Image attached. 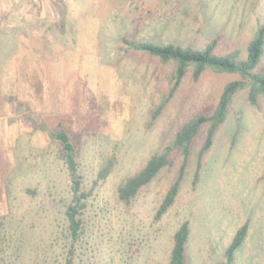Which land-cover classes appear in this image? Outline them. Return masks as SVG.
<instances>
[{"label":"rangeland","instance_id":"obj_1","mask_svg":"<svg viewBox=\"0 0 264 264\" xmlns=\"http://www.w3.org/2000/svg\"><path fill=\"white\" fill-rule=\"evenodd\" d=\"M263 19L264 0H0V264H168L184 220L186 264H216L246 220L233 264H264V98L250 104L247 88L234 95L193 185L208 124L197 132L178 195L161 218L155 213L181 153L129 204L117 195L186 119L211 113L236 77L206 69L194 81L188 71L149 123L173 64L126 48L121 37L196 48L215 38L222 52L246 43ZM58 126L76 142L82 187L91 190L73 245L64 215L70 178L50 135Z\"/></svg>","mask_w":264,"mask_h":264},{"label":"trees","instance_id":"obj_2","mask_svg":"<svg viewBox=\"0 0 264 264\" xmlns=\"http://www.w3.org/2000/svg\"><path fill=\"white\" fill-rule=\"evenodd\" d=\"M121 42L126 48L145 51L158 57L163 64L172 63L173 70L168 76V86L164 89L151 109L149 123L160 115L165 105L172 99L181 85L184 77L190 71L194 81L198 80L206 69L223 73H232L236 77L228 80L219 93L216 105L211 113L200 109L190 118L186 119L176 130L170 144L154 152L135 173L128 176L119 186L117 195L120 201L129 204L140 188L148 184L157 173L173 162V152L181 153L182 160L176 177L167 188L157 210L155 218H161L174 203L188 164L191 143L202 125L208 124L203 143L196 153L195 169L192 184L195 185L200 176V168L204 155L212 147L219 126L227 117L232 99L240 89L247 88V100L250 104H257L264 98V19L254 31L252 37L239 44L235 40L229 49L217 52V40L213 38L204 47L196 48L190 44L175 42H157L153 40L136 39L132 34L123 35ZM53 140L61 147L60 157L65 163L70 178L71 196L65 205V220L67 234L73 245L81 235L84 228V211L87 198L91 190L82 187V175L78 170L76 161V142L69 135V131L58 126L50 131ZM232 137V142L235 140ZM109 165H105L98 173V180L104 179L108 173ZM248 221H244L235 231L231 241L225 247L222 258L216 264H233L235 253L244 243L248 234ZM190 237L188 220L182 221L172 236V247L168 264H186V249ZM71 264V261H68Z\"/></svg>","mask_w":264,"mask_h":264}]
</instances>
